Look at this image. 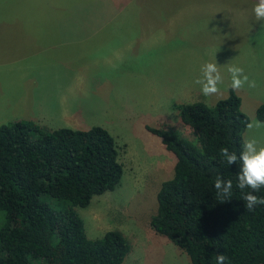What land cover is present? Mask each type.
I'll return each mask as SVG.
<instances>
[{
    "label": "rangeland",
    "instance_id": "374dc122",
    "mask_svg": "<svg viewBox=\"0 0 264 264\" xmlns=\"http://www.w3.org/2000/svg\"><path fill=\"white\" fill-rule=\"evenodd\" d=\"M110 2L0 0V125L29 111L53 117L57 123L40 124L47 129L105 128L118 146L122 175L112 190L75 208L86 237L120 231L130 244L121 264H190L148 225L174 156L145 127L191 138L171 104L213 106L228 94L230 65L256 82L255 88L233 90L241 111L255 119V108L264 103V22L252 11L256 0ZM59 21L73 22L80 34L60 39L65 30L48 29ZM213 59L224 76L222 97H205L194 83ZM250 136L264 144V128L245 127L243 140Z\"/></svg>",
    "mask_w": 264,
    "mask_h": 264
},
{
    "label": "trees",
    "instance_id": "16d2710c",
    "mask_svg": "<svg viewBox=\"0 0 264 264\" xmlns=\"http://www.w3.org/2000/svg\"><path fill=\"white\" fill-rule=\"evenodd\" d=\"M188 138L146 126L174 156L172 174L160 182L149 227L182 250L190 264H264V205L252 212L239 189L240 162L227 165L220 149L239 155L249 121L231 89L213 106L172 103ZM264 121V103L254 110ZM232 180L231 197L220 202L217 175ZM122 175L118 146L98 125L85 130L47 129L23 118L0 125V264H121L130 249L118 230L85 235L76 207L112 190ZM264 196V188L255 193ZM51 198L49 204L43 197Z\"/></svg>",
    "mask_w": 264,
    "mask_h": 264
},
{
    "label": "clouds",
    "instance_id": "9594fccd",
    "mask_svg": "<svg viewBox=\"0 0 264 264\" xmlns=\"http://www.w3.org/2000/svg\"><path fill=\"white\" fill-rule=\"evenodd\" d=\"M252 11L256 21L264 22V0H256ZM218 65L215 59L211 62H205L201 66L200 76L194 80L195 84L200 85V91L205 97L223 96L221 85L224 84V76ZM227 72L230 75L229 88L231 90H239L245 85L249 88L256 87L255 80H250L242 67L230 65L227 67ZM245 127L249 131L264 128V121L253 118L246 123ZM220 156L227 165L240 162L236 186L241 190L251 189L243 196L245 208L252 212L257 206L264 205V196L255 194L264 188V144H260L255 137L250 136L243 140L239 155L227 147H222ZM214 188L219 201L224 202L231 197L233 182L230 179L225 180L218 174L214 181ZM227 259L222 253L216 256L217 264H225Z\"/></svg>",
    "mask_w": 264,
    "mask_h": 264
},
{
    "label": "crops",
    "instance_id": "0c3cea01",
    "mask_svg": "<svg viewBox=\"0 0 264 264\" xmlns=\"http://www.w3.org/2000/svg\"><path fill=\"white\" fill-rule=\"evenodd\" d=\"M90 2V0H88ZM109 3L111 4L110 0H104V4L105 5H109ZM120 6H122V3L120 4ZM135 8L138 9V7L135 6ZM120 10V9H119ZM103 15L106 14V12H102ZM107 22H99V25L100 24H105ZM54 26L51 28L50 24H49V27L48 29H63L65 30L66 34L63 38H61V35H60V39H63L64 38H68V39H72L73 40V37L77 36L80 34V32H73V22H64V21H59V22H55L53 24ZM36 28H41V27H36ZM80 28L79 26H75L74 25V29H78ZM58 34H60L58 32ZM75 34V35H74ZM54 46L51 45L50 49H53ZM230 88L228 87L227 88V91L229 90ZM62 117H70V115L68 114H64ZM23 118H27V119H30V120H33L35 121L37 124H53V123H57V122H53L51 121V119L53 118H49V116L46 118V119H42L41 118V114L40 113H29L28 111V115H23ZM63 124V123H62ZM244 133V131H243Z\"/></svg>",
    "mask_w": 264,
    "mask_h": 264
}]
</instances>
